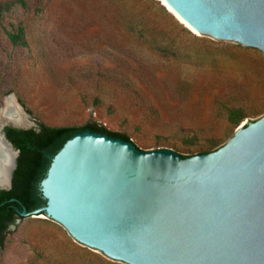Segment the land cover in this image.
Segmentation results:
<instances>
[{"label": "water", "instance_id": "obj_1", "mask_svg": "<svg viewBox=\"0 0 264 264\" xmlns=\"http://www.w3.org/2000/svg\"><path fill=\"white\" fill-rule=\"evenodd\" d=\"M162 1L199 36L264 55V0ZM10 96L28 124L0 121V142L15 153L0 191L11 190L19 156L4 128L38 130ZM39 186L45 205L19 215L50 219L115 263L264 264V115L217 149L191 156L78 132L52 157Z\"/></svg>", "mask_w": 264, "mask_h": 264}, {"label": "rangeland", "instance_id": "obj_2", "mask_svg": "<svg viewBox=\"0 0 264 264\" xmlns=\"http://www.w3.org/2000/svg\"><path fill=\"white\" fill-rule=\"evenodd\" d=\"M24 1L27 9L15 7L0 25V103L14 95L37 125L94 121L126 133L139 150L174 151L193 133L198 143L220 137L223 145L239 127L264 115L231 130L217 111L226 95L220 84L242 80L252 95L264 96L258 81L263 65L229 58L226 46L232 44L199 36L162 0L191 32L171 29L170 36L157 39L178 46L180 55L160 53L151 40L128 31L144 12V0ZM18 22L25 26L26 48L13 47L4 32ZM8 231L1 264H81L74 257L80 252L118 264L93 254L45 217H26Z\"/></svg>", "mask_w": 264, "mask_h": 264}, {"label": "trees", "instance_id": "obj_3", "mask_svg": "<svg viewBox=\"0 0 264 264\" xmlns=\"http://www.w3.org/2000/svg\"><path fill=\"white\" fill-rule=\"evenodd\" d=\"M143 4L145 7L144 12L141 13L142 15L139 13L138 16L130 21L127 27L128 31L141 40H151V46L160 53H170L172 56L182 54L184 51L178 46L173 48V46L161 45L162 43L157 39H162L163 36H170L171 29L185 35H191V32L179 23L159 0H144ZM15 7L26 10L27 4L24 0L0 2V25ZM154 12L159 14H154L153 16ZM157 21L160 23H156ZM4 32L13 47H28L26 30L22 23H10L8 30ZM226 51L231 56L229 58L234 59L236 57L238 62L246 61L253 64L256 68H260L259 63H261L264 69V58L256 50L243 48L238 44L226 46ZM258 78L259 84L263 85L264 78ZM245 84L244 81L234 78H229L227 83L223 82L220 84L223 89H226V95L224 97L225 100L219 102L217 111H219L220 116L223 117L231 130L236 129L243 121L256 118L264 113V96H259V94L257 96L252 95L246 89ZM82 131L96 132L132 143L126 133L113 131L104 124L94 121L86 122L80 126L58 127L48 126L39 122L38 130L4 128L7 140L12 143L14 148L19 150V156L17 158V167L13 173L11 190L0 191V254L5 249L9 226L13 225L17 219H24L19 215L23 208L31 212L45 205L46 200L42 196L39 184L46 175L52 157L68 138ZM197 141L198 136L196 134H188L185 140L186 143L181 146H174V152L182 156H191L211 152L224 142L220 137H209L204 143H198ZM75 256L81 259V264H109L100 258L92 261V258L87 254H81V252ZM53 264L57 263L54 261Z\"/></svg>", "mask_w": 264, "mask_h": 264}, {"label": "bare ground", "instance_id": "obj_4", "mask_svg": "<svg viewBox=\"0 0 264 264\" xmlns=\"http://www.w3.org/2000/svg\"><path fill=\"white\" fill-rule=\"evenodd\" d=\"M178 17H180L177 14ZM4 109L3 114H0V121L12 120L14 124L25 126L28 121L24 118L23 114L18 110V107L12 96H7L4 99ZM15 153L7 148L3 143L0 142V187H3L7 182V177L9 174L10 167Z\"/></svg>", "mask_w": 264, "mask_h": 264}]
</instances>
